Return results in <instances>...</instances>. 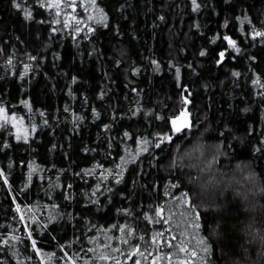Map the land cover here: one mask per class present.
<instances>
[{"label":"trees","instance_id":"16d2710c","mask_svg":"<svg viewBox=\"0 0 264 264\" xmlns=\"http://www.w3.org/2000/svg\"><path fill=\"white\" fill-rule=\"evenodd\" d=\"M18 2L0 0V106L30 133L0 127V264H199L201 239L205 264H264V0ZM217 34L242 49L221 64ZM184 95L193 127L155 147Z\"/></svg>","mask_w":264,"mask_h":264},{"label":"snow or ice","instance_id":"6c2138e0","mask_svg":"<svg viewBox=\"0 0 264 264\" xmlns=\"http://www.w3.org/2000/svg\"><path fill=\"white\" fill-rule=\"evenodd\" d=\"M37 3L42 4L43 7L46 8H55L57 9V11H59L60 9V4L63 3V0H48V2H44V0H36ZM96 0H92V4L93 6H95ZM192 6H193V10H197L200 5L198 4L197 0H191ZM13 4L17 9H22V4L20 2H18V0H13ZM72 7H75V3H73L71 5ZM101 15L99 17H95V19L97 20V23H103L104 19H105V15L103 12V9L100 10ZM25 16L26 18H31V11H25ZM71 15V14H69ZM75 19V17H73ZM94 17L89 16L88 19L92 20ZM161 20L164 19L163 16L160 17ZM245 20H248V17H244ZM59 22V21H57ZM77 23H79V21H77ZM227 20L225 21V26H227ZM249 24H251V21L249 20ZM198 27V25H197ZM56 29H53V31H55ZM76 32H80L81 29L79 27H77ZM95 29L89 27L88 31H94ZM251 36L253 39H255L256 37H261L264 38V29H257L255 28V26H253V30L251 31ZM217 38H222L224 41L227 42V46L222 49L219 53H218V57L219 59L216 60L217 64H221L225 59H226V54H230L231 51H234L236 53H240L242 51V49L239 47L238 45V41L236 39H234L232 36L230 35H223L222 37H219V34H217ZM215 40V38H214ZM262 42H264V40H262ZM206 54V51H201L200 55L203 56ZM233 59H235V56L232 57ZM32 59H35V57H32ZM252 59H255V57H252ZM121 63V61L117 60L116 64L119 65ZM153 64L157 65V70L159 68V62L158 61H152ZM27 67V66H25ZM189 67H191V65H189ZM134 72L139 71V69H132ZM176 74H177V78H179V74H180V69L177 68L176 69ZM233 75L235 76H239L240 73L238 72H234ZM253 84L258 83L257 80H253L252 81ZM184 88H187V85L183 86ZM262 87H264V85H262ZM135 91V89H133ZM101 95H103V93H101ZM183 100V106L178 109L176 112L172 113L170 116H157V119L161 120L164 122L165 126H169V131L168 132H157L156 138H157V143L155 144V147L159 148L161 146V144L167 142H170L173 140V136L175 134L178 133H183L185 130H190L193 127V121L191 119V113L188 110V105L192 102L188 95H184L182 97ZM95 111V110H93ZM135 114V113H133ZM0 119H3L5 122H7V116L5 115V108L3 106H0ZM20 119H23V117H21ZM82 119V117H81ZM12 120L13 122L16 121V115L15 113L12 114ZM2 126V125H0ZM108 125H105V128H107ZM19 131V128L17 129ZM125 136L129 135V133L125 132L124 133ZM20 136H17V139H20ZM24 138H27L26 136ZM150 143V141L146 138H142L141 139V145L142 147L140 148L141 152H147L149 151L148 149V144ZM201 148H203V145L200 146ZM217 151H219V146H217ZM136 155H139V153H137ZM201 155H203V151H201ZM122 161H124V157L120 158ZM181 161L183 160V157L179 158ZM175 163V162H174ZM216 163V157L213 156L212 161L208 162L207 167L204 169H200L201 172L203 171H207L209 169H211L212 165ZM184 165L181 164V167H183ZM188 167L191 168H196L197 165L196 164H189L187 165ZM117 168H120L121 165H116ZM0 175H3V169H0ZM122 175V173H117V182H119V176ZM29 177H31V172H29ZM214 179V178H213ZM249 179H253L251 176H249ZM5 182H7V177H5ZM191 182L192 183H200V178L199 176L191 178ZM172 187H175V184L171 185ZM208 187V185L206 183L201 184V191H203L204 189H206ZM261 192H264V187H262L260 189ZM238 195H244L245 198H247L246 194L240 193L239 191H237ZM180 203L181 204H185L188 205V208H186V213L198 218L200 217L201 213L200 211L197 210V205L195 203H193L192 198L189 196V193L187 191L182 192L181 193V199H180ZM125 211H128L127 209H125ZM164 212V209L160 206H157L156 208V214L157 216H162ZM21 219H23V216H21ZM164 223H168V220H164ZM113 227H116L115 225ZM193 227L196 229L200 228V224L194 223ZM121 232H124V227L121 226L120 228ZM132 230H129V234L131 233ZM28 235L31 237L32 236V232H29ZM162 233L160 232H155L153 233L152 237H151V241L152 244H159L162 243ZM14 239H16L15 237H13ZM123 239V237H122ZM140 239H144L143 236L140 237ZM260 240L262 242V244H264V235L260 236ZM5 243H7V241H4ZM32 243V247L35 248V250L37 251V253H39L41 250L37 247V241L35 239H32L31 241ZM124 243H128V241L126 239H124ZM168 243H171V241H168ZM198 243L202 246L201 247V252L204 253V255L200 256L199 258V264H205V261L207 260V255L209 253V248L207 246V244L205 243V241L203 239L199 240ZM101 247H106V245H101ZM141 248V245L136 244L135 245V251L139 252ZM188 248V245L186 244H182L180 251H185V249ZM89 251H93V249H89ZM191 256L192 257H196L197 256V252L193 249H189ZM141 255H143V253H140ZM168 255H171V253H168ZM102 259H111V257L109 256H103L101 257ZM73 264H75V261H73ZM116 264H119V261L116 262ZM135 264H141V262L139 260H137L135 262ZM181 264H191V261L189 258L185 257V259H183L181 261ZM210 264V262H209Z\"/></svg>","mask_w":264,"mask_h":264},{"label":"rangeland","instance_id":"374dc122","mask_svg":"<svg viewBox=\"0 0 264 264\" xmlns=\"http://www.w3.org/2000/svg\"><path fill=\"white\" fill-rule=\"evenodd\" d=\"M5 115L7 116V122H5L3 119H0V125H2L0 127H3L5 125H10L14 128L18 136H23V137L27 136L30 133L28 129L25 127L24 123L19 118H16V121L13 122L12 116L6 113ZM18 128L19 131L17 130Z\"/></svg>","mask_w":264,"mask_h":264},{"label":"water","instance_id":"95a60500","mask_svg":"<svg viewBox=\"0 0 264 264\" xmlns=\"http://www.w3.org/2000/svg\"><path fill=\"white\" fill-rule=\"evenodd\" d=\"M157 141V140H156ZM157 143V142H156Z\"/></svg>","mask_w":264,"mask_h":264}]
</instances>
